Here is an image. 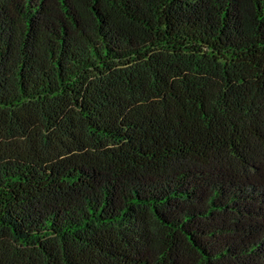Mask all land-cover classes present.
<instances>
[{
	"label": "trees",
	"instance_id": "1",
	"mask_svg": "<svg viewBox=\"0 0 264 264\" xmlns=\"http://www.w3.org/2000/svg\"><path fill=\"white\" fill-rule=\"evenodd\" d=\"M0 264H264V0H0Z\"/></svg>",
	"mask_w": 264,
	"mask_h": 264
}]
</instances>
